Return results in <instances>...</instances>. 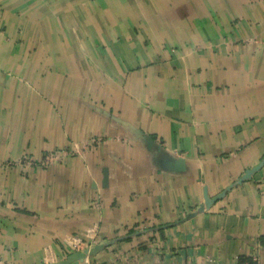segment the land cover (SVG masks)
I'll return each mask as SVG.
<instances>
[{
    "label": "crops",
    "instance_id": "0c3cea01",
    "mask_svg": "<svg viewBox=\"0 0 264 264\" xmlns=\"http://www.w3.org/2000/svg\"><path fill=\"white\" fill-rule=\"evenodd\" d=\"M91 259L264 263V0H0V264Z\"/></svg>",
    "mask_w": 264,
    "mask_h": 264
},
{
    "label": "built area",
    "instance_id": "2783aa9c",
    "mask_svg": "<svg viewBox=\"0 0 264 264\" xmlns=\"http://www.w3.org/2000/svg\"><path fill=\"white\" fill-rule=\"evenodd\" d=\"M85 264H181V263H178V262H174V263H171V262H159V261H154V262H150V263H145V262H142V261H115V262H103L99 259H91V260H87ZM199 264H220L218 263L217 261H215L214 259H209L207 260V262H204V263H199ZM232 264H264L262 262H241V261H238V262H235V263H232Z\"/></svg>",
    "mask_w": 264,
    "mask_h": 264
},
{
    "label": "water",
    "instance_id": "95a60500",
    "mask_svg": "<svg viewBox=\"0 0 264 264\" xmlns=\"http://www.w3.org/2000/svg\"><path fill=\"white\" fill-rule=\"evenodd\" d=\"M83 256H84L83 253H77L75 256H72L71 260L76 258H81ZM65 264H71V262H65Z\"/></svg>",
    "mask_w": 264,
    "mask_h": 264
},
{
    "label": "rangeland",
    "instance_id": "374dc122",
    "mask_svg": "<svg viewBox=\"0 0 264 264\" xmlns=\"http://www.w3.org/2000/svg\"><path fill=\"white\" fill-rule=\"evenodd\" d=\"M56 155H58V154H56V153H53L52 155L49 154L50 157H54V156H56Z\"/></svg>",
    "mask_w": 264,
    "mask_h": 264
},
{
    "label": "trees",
    "instance_id": "16d2710c",
    "mask_svg": "<svg viewBox=\"0 0 264 264\" xmlns=\"http://www.w3.org/2000/svg\"><path fill=\"white\" fill-rule=\"evenodd\" d=\"M241 262H245V261H241ZM251 263H253V262H251Z\"/></svg>",
    "mask_w": 264,
    "mask_h": 264
}]
</instances>
